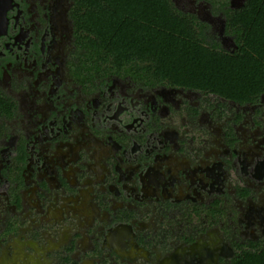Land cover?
Masks as SVG:
<instances>
[{"label":"flooded vegetation","instance_id":"1","mask_svg":"<svg viewBox=\"0 0 264 264\" xmlns=\"http://www.w3.org/2000/svg\"><path fill=\"white\" fill-rule=\"evenodd\" d=\"M3 1L0 88L16 107L0 128V264H188L194 245L196 259L209 241L234 249L213 215L237 195L241 235L264 238L247 226L264 208V86L234 100L84 77L74 0ZM198 11L234 51L219 12Z\"/></svg>","mask_w":264,"mask_h":264},{"label":"trees","instance_id":"2","mask_svg":"<svg viewBox=\"0 0 264 264\" xmlns=\"http://www.w3.org/2000/svg\"><path fill=\"white\" fill-rule=\"evenodd\" d=\"M226 14L237 48L207 35L209 23L174 0H74L71 18L77 54L74 71L88 76L128 75L146 85L183 87L247 100L264 86V0H205ZM16 100L0 88V128ZM220 264H264V249L235 250Z\"/></svg>","mask_w":264,"mask_h":264},{"label":"rangeland","instance_id":"3","mask_svg":"<svg viewBox=\"0 0 264 264\" xmlns=\"http://www.w3.org/2000/svg\"><path fill=\"white\" fill-rule=\"evenodd\" d=\"M174 1H175L177 6L180 7V5H181L182 10L187 11V12H191V13L194 12L196 15L199 14L198 9L200 11L205 12V11H208V8L212 9V7H213L212 4L210 2H208V1H207L208 2V6L205 3H204V6H203L202 5L203 3H201L200 0H194V2H191V0H174ZM240 1L241 0H236L237 4H239ZM219 15L226 20V14H225V12L223 10L219 11ZM199 18L201 19L200 16H199ZM207 35H208L210 40L216 39V37H217V39L220 40L221 45L223 44V46H226L225 43L222 42V34L219 33L217 30L212 29L210 27V28L207 29ZM213 37H215V38H213ZM234 37L235 36H233L232 38L234 39ZM229 38H231L230 34H229ZM132 78H134V77H132ZM141 83H143V82H141ZM223 105H224V103H223ZM235 197H237L238 201L235 200L234 198H232L231 200H233V201H232L231 204H228V203L223 204L222 200H219L217 202L218 210H217V215H215V214L213 215V217L215 216L214 220L216 219L218 221V223L221 224V227H225L226 230L230 229V228H228V224L230 225V227L231 226L234 227V229L232 230L233 233L231 232V235H230V237L232 238V240L234 242L233 243L234 244V250L239 249V248L256 249V250L264 249V238H262L259 241H256V240L249 239L248 237H245V236L241 235L240 229L242 227L238 224L236 217L238 215V206L240 204H242L243 201H241L242 198L239 197L238 195L235 196ZM181 211L182 212H180L178 214V218L180 217V215H184L185 218H186V222L188 224H192L193 222H196L195 226H193L194 224H192L193 227H196V226L199 227V226H202L204 224L206 218H204V219H202L201 217L197 218V217L193 216L187 210H185L183 212V209H182ZM213 212H215V209H212V210L209 209V210L205 211L204 213L205 214H211ZM213 217H212V220H213ZM224 233L226 234V232H224ZM234 233H235V236L236 237L238 236L239 238L236 239L235 236H234ZM228 235H229V232H228ZM228 235L226 234L227 237H229Z\"/></svg>","mask_w":264,"mask_h":264},{"label":"water","instance_id":"4","mask_svg":"<svg viewBox=\"0 0 264 264\" xmlns=\"http://www.w3.org/2000/svg\"><path fill=\"white\" fill-rule=\"evenodd\" d=\"M245 1L246 0H241L240 3L237 4L236 0H231L230 7H232V8L239 7V6L243 5L245 3ZM180 9H182V8H180ZM201 19L206 21V19H203V18H201ZM5 20H6V5H5V2L3 0H0V28L1 29H3L5 27V23H6ZM226 22L227 21L225 20V26H224L225 29H226ZM223 48L228 49L226 46H224ZM236 48H237V46H236ZM228 50H230V49H228ZM250 209H253V211L260 213V214H258V217H260L262 221H259V223H260V227L262 228V231L264 233V209H263V207L262 208L260 207L258 209L255 207H250ZM261 212H262V214H261ZM250 214H251V216H248V218H247V226H248V224L252 225L253 222L257 219L254 216L255 215L254 212H251ZM124 228H125V226L119 227L115 231L114 236L116 234L120 235V233H121L120 231H123ZM253 232H255L254 229H253ZM196 246L197 245L191 246L192 251L188 254V256L190 258L188 264H219L220 256L233 257L235 254V250L233 249V247L231 246V244L229 242H223L222 246L217 247V246H215L214 242L209 241V242L205 243V246L200 245L202 248V249H199L200 257L198 259H196L194 257L195 253H197L195 251ZM200 246H199V248H200ZM195 260H197V263L195 262Z\"/></svg>","mask_w":264,"mask_h":264},{"label":"bare ground","instance_id":"5","mask_svg":"<svg viewBox=\"0 0 264 264\" xmlns=\"http://www.w3.org/2000/svg\"><path fill=\"white\" fill-rule=\"evenodd\" d=\"M255 208L258 209V208H260V207H255ZM263 209H264V208H263ZM251 212H254V214H255L254 216H255L256 218H258L257 222L262 221L261 218L258 217V214H260V213L253 211V209H250V210H249V214H248V216H251V214H250ZM261 214H262V212H261Z\"/></svg>","mask_w":264,"mask_h":264}]
</instances>
